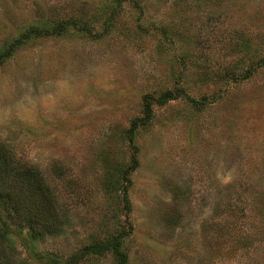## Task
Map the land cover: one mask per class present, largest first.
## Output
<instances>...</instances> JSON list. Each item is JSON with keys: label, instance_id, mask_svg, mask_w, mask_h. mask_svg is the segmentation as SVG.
Instances as JSON below:
<instances>
[{"label": "rangeland", "instance_id": "rangeland-1", "mask_svg": "<svg viewBox=\"0 0 264 264\" xmlns=\"http://www.w3.org/2000/svg\"><path fill=\"white\" fill-rule=\"evenodd\" d=\"M0 146V264H264V0H0Z\"/></svg>", "mask_w": 264, "mask_h": 264}, {"label": "trees", "instance_id": "trees-1", "mask_svg": "<svg viewBox=\"0 0 264 264\" xmlns=\"http://www.w3.org/2000/svg\"><path fill=\"white\" fill-rule=\"evenodd\" d=\"M181 91V89H177L175 92H172L171 90H166L162 93L159 101H164L167 100L168 98H174L175 96H178ZM193 100V99H190ZM144 105H145V114L143 117H135L130 125V127L127 130L128 137L130 141L132 142V137L134 134V130L141 124H146L152 114V108L150 106L148 97H145L144 99ZM133 155H132V163L129 167H127L124 170V177L127 181V185L125 187V193L124 197L126 200V207L129 208V199L127 196V186L128 184L131 183V179L129 177V172L136 167V156H135V146L133 145ZM7 150H5L2 146H0V170H11L14 168V165H12V162L8 160ZM129 226H131V223L128 221ZM105 244L104 243H93L89 244L83 247L82 251L79 254H75L73 257H71L67 262L62 263V264H77L78 259L82 256H85L87 254L91 253H99L101 252L104 248ZM108 246L111 248V251L113 254L116 256L120 264H128V258H127V253L121 248V237L117 235L115 238H113L111 241H109Z\"/></svg>", "mask_w": 264, "mask_h": 264}]
</instances>
